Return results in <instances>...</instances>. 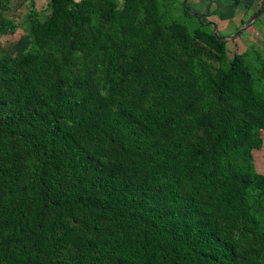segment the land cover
<instances>
[{"label": "trees", "instance_id": "trees-1", "mask_svg": "<svg viewBox=\"0 0 264 264\" xmlns=\"http://www.w3.org/2000/svg\"><path fill=\"white\" fill-rule=\"evenodd\" d=\"M135 7L150 28L165 3L49 0L30 20L42 52L0 59V264H264V175L246 168L264 90L222 37L198 35L206 52L163 17L104 95L76 96L75 64L100 51L114 71ZM182 121L194 142L165 137Z\"/></svg>", "mask_w": 264, "mask_h": 264}, {"label": "rangeland", "instance_id": "rangeland-1", "mask_svg": "<svg viewBox=\"0 0 264 264\" xmlns=\"http://www.w3.org/2000/svg\"><path fill=\"white\" fill-rule=\"evenodd\" d=\"M73 1L77 2L79 0ZM117 1L121 2L122 0ZM157 1L161 5L165 3V7L160 8L159 16L181 24L191 42L208 52V49L198 40V35L208 36L212 32V27L199 24L196 18L187 16L184 13V10L188 13L196 11L194 0L186 1V9L183 7L184 0ZM48 4L49 0H0V59L6 60L11 65L18 66L22 57L37 56L42 52L37 40L31 34L30 20L34 14L46 9ZM198 6L202 8V4ZM161 18L149 28V16L144 10L135 7L131 11V20L126 30L110 49V56L115 64L114 71H111V67L107 65L106 57L100 51H95L89 56L80 57L74 66V73L76 76L87 77V83L85 87L76 91V96L85 95L87 97L88 92L104 95L111 73L112 75L119 73L120 68L130 62L134 54L135 42L145 41L149 30H154ZM254 27L255 25L251 24L238 35L234 36L235 31L228 34L227 38H223L222 32L218 30H215V33L217 37L223 38V49L228 59L242 57L251 66L255 93L259 95L261 89L264 90V80L260 73V62L264 60V47L253 42L250 31ZM202 58L206 64L203 72L208 76H212V70L216 67L214 60L204 56ZM133 94L134 92L128 95L127 98H130ZM141 94L143 96L141 99L143 105L151 106L154 94L149 90H143ZM199 136V132L190 123L182 121L170 126L165 137L168 140L194 142ZM256 136L260 139L261 145L260 148L250 152L249 158L246 160V168L250 174L264 175V131H258ZM104 161L103 159L102 162ZM231 237L234 238L233 236ZM68 255V250L61 251V256Z\"/></svg>", "mask_w": 264, "mask_h": 264}, {"label": "crops", "instance_id": "crops-1", "mask_svg": "<svg viewBox=\"0 0 264 264\" xmlns=\"http://www.w3.org/2000/svg\"><path fill=\"white\" fill-rule=\"evenodd\" d=\"M263 6L264 0H194L195 14L222 32L223 38L240 29ZM251 24L255 25L250 31L253 42L264 47V11Z\"/></svg>", "mask_w": 264, "mask_h": 264}, {"label": "water", "instance_id": "water-1", "mask_svg": "<svg viewBox=\"0 0 264 264\" xmlns=\"http://www.w3.org/2000/svg\"><path fill=\"white\" fill-rule=\"evenodd\" d=\"M186 1L187 0H184V2H183V7L185 9H186ZM263 11H264V6L262 8H260L257 12H255L253 15H251V17L244 23V25L235 32L234 36L238 35L243 29H245L247 26H249ZM189 14L194 15L197 19L201 20L200 16L196 15L195 13L189 12ZM201 22L202 23H208V22H206L204 20H201ZM210 25L212 27L213 34L216 36L214 26L212 24H210ZM218 39H219V37H218Z\"/></svg>", "mask_w": 264, "mask_h": 264}]
</instances>
